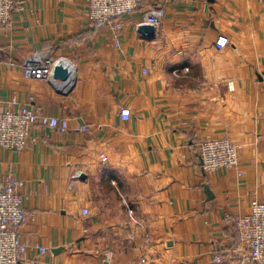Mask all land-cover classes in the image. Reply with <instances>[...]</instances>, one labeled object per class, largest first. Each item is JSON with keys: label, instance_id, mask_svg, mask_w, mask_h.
<instances>
[{"label": "crops", "instance_id": "1", "mask_svg": "<svg viewBox=\"0 0 264 264\" xmlns=\"http://www.w3.org/2000/svg\"><path fill=\"white\" fill-rule=\"evenodd\" d=\"M15 2L0 31V107H39L70 128L36 127L25 150L0 148V180L12 172L28 197L20 264L228 254L239 235L225 218L264 202V0H141L119 35L92 26L88 0ZM159 5L161 26L141 35ZM37 50L75 64L68 95L11 65ZM207 139L241 145L239 166L204 171L196 145Z\"/></svg>", "mask_w": 264, "mask_h": 264}, {"label": "built area", "instance_id": "2", "mask_svg": "<svg viewBox=\"0 0 264 264\" xmlns=\"http://www.w3.org/2000/svg\"><path fill=\"white\" fill-rule=\"evenodd\" d=\"M140 5L141 0H88L89 20L94 28L112 30L119 35L126 18L135 13ZM15 6V0H0V31L9 30ZM164 17L163 6H155L144 14L140 26L158 28ZM228 44L225 37H220L217 41L220 48ZM11 65L20 68L26 80L49 83L55 92L62 95H68L74 89L77 78L75 64L64 56L53 55L50 50L34 51ZM58 67L67 71L66 79L55 76ZM121 117L128 121L130 114L123 110ZM36 127L59 133H68L70 130L68 119L48 116L39 107L21 106L17 101H13L12 106L7 109L0 107V148L13 152L25 150L32 142V132ZM87 130L85 125L77 129L81 132ZM196 146L206 172L239 166L243 147L229 139H207ZM23 187V181L12 172L4 180H0V264H20L26 252V245L20 234L28 220L25 210L28 197L20 193ZM87 214L88 211L85 210L84 215ZM129 214L133 212L129 210ZM225 221L235 226L238 240L228 254L216 253L212 264H264V202L254 200L248 215L227 216ZM39 251L44 253L46 249L39 248Z\"/></svg>", "mask_w": 264, "mask_h": 264}, {"label": "water", "instance_id": "3", "mask_svg": "<svg viewBox=\"0 0 264 264\" xmlns=\"http://www.w3.org/2000/svg\"><path fill=\"white\" fill-rule=\"evenodd\" d=\"M138 32L141 35H147L149 38H152L156 34V29L153 26L142 25V26L139 27ZM55 76L57 78L66 79L67 71L64 70L62 67H58L55 70Z\"/></svg>", "mask_w": 264, "mask_h": 264}]
</instances>
